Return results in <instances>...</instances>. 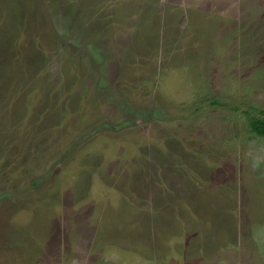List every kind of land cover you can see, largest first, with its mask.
Wrapping results in <instances>:
<instances>
[{
    "label": "rangeland",
    "instance_id": "374dc122",
    "mask_svg": "<svg viewBox=\"0 0 264 264\" xmlns=\"http://www.w3.org/2000/svg\"><path fill=\"white\" fill-rule=\"evenodd\" d=\"M264 0H0V264H264Z\"/></svg>",
    "mask_w": 264,
    "mask_h": 264
},
{
    "label": "trees",
    "instance_id": "16d2710c",
    "mask_svg": "<svg viewBox=\"0 0 264 264\" xmlns=\"http://www.w3.org/2000/svg\"><path fill=\"white\" fill-rule=\"evenodd\" d=\"M248 126L252 134L264 139V118L251 117L248 119Z\"/></svg>",
    "mask_w": 264,
    "mask_h": 264
}]
</instances>
